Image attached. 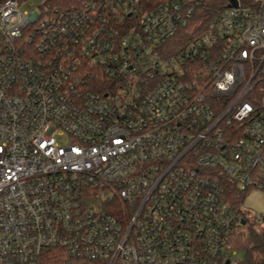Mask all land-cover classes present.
Here are the masks:
<instances>
[{
  "label": "built area",
  "instance_id": "1",
  "mask_svg": "<svg viewBox=\"0 0 264 264\" xmlns=\"http://www.w3.org/2000/svg\"><path fill=\"white\" fill-rule=\"evenodd\" d=\"M235 2L0 0V264H241L264 0Z\"/></svg>",
  "mask_w": 264,
  "mask_h": 264
},
{
  "label": "trees",
  "instance_id": "2",
  "mask_svg": "<svg viewBox=\"0 0 264 264\" xmlns=\"http://www.w3.org/2000/svg\"><path fill=\"white\" fill-rule=\"evenodd\" d=\"M88 0H45L44 6L50 10L62 9L69 10L81 6ZM162 0H150L149 5L153 6ZM183 40L176 45H181ZM228 196L233 203H237L244 199L245 194L239 191L232 183L228 184ZM115 213H119L120 206L114 203ZM112 208V204H110ZM230 246L233 249L244 252V259L241 264H264V225L257 224L254 218L245 217V221L241 222L234 230L231 238Z\"/></svg>",
  "mask_w": 264,
  "mask_h": 264
},
{
  "label": "rangeland",
  "instance_id": "3",
  "mask_svg": "<svg viewBox=\"0 0 264 264\" xmlns=\"http://www.w3.org/2000/svg\"><path fill=\"white\" fill-rule=\"evenodd\" d=\"M35 4L34 6H25V9L35 10L37 8V3H42L45 0H31ZM243 205L245 209L248 211V217L251 219L252 214L254 213H262L264 214V189L251 187L245 197L243 199ZM244 252L241 250L237 251L236 257L240 260L244 259Z\"/></svg>",
  "mask_w": 264,
  "mask_h": 264
},
{
  "label": "water",
  "instance_id": "4",
  "mask_svg": "<svg viewBox=\"0 0 264 264\" xmlns=\"http://www.w3.org/2000/svg\"><path fill=\"white\" fill-rule=\"evenodd\" d=\"M234 2H235V0H234ZM236 3V2H235ZM244 222V221H243Z\"/></svg>",
  "mask_w": 264,
  "mask_h": 264
}]
</instances>
